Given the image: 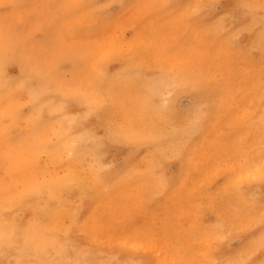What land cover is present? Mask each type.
<instances>
[{
    "label": "rangeland",
    "instance_id": "rangeland-1",
    "mask_svg": "<svg viewBox=\"0 0 264 264\" xmlns=\"http://www.w3.org/2000/svg\"><path fill=\"white\" fill-rule=\"evenodd\" d=\"M99 1L0 0V47L23 53L50 90L60 92V110L68 109L58 118L62 130L54 133L53 127L49 140L68 139L70 148L84 151L90 147L80 158L61 159L56 167L43 157L42 166L54 169L53 177L51 169L39 173L34 147L44 134L39 122L14 121L18 95L13 85L2 96L0 112V217L42 247L96 264H205L238 257L246 249L230 236L243 230L248 241L258 238L264 231L259 213L237 214L220 240L211 226L220 210L244 208L247 200L264 198V184L247 179L249 171L264 163L262 0ZM173 69L181 81L218 99L202 131L189 130L187 96L161 83ZM164 105L170 112L161 118ZM115 134L120 141L113 139ZM125 145L129 151L122 150ZM113 173L120 176L109 181ZM48 176L67 178L68 183L58 192L57 211L45 214L52 235L47 244L37 240L38 209L45 211L51 204L46 203L47 192L38 197L36 188ZM241 176L245 182L236 189L234 182ZM81 183L92 196L78 189ZM254 259L259 264L264 257Z\"/></svg>",
    "mask_w": 264,
    "mask_h": 264
},
{
    "label": "bare ground",
    "instance_id": "bare-ground-1",
    "mask_svg": "<svg viewBox=\"0 0 264 264\" xmlns=\"http://www.w3.org/2000/svg\"><path fill=\"white\" fill-rule=\"evenodd\" d=\"M99 1V0H98ZM122 1V0H121ZM209 1V0H208ZM220 1V0H219ZM226 1V0H225ZM99 2H101V1H99ZM103 2H105V0L103 1ZM112 2V1H111ZM110 4H112V3H110ZM109 4V5H110ZM208 4V3H207ZM206 4V5H207ZM209 5V4H208ZM85 6V5H84ZM103 6V5H102ZM101 6V7H102ZM108 6V5H107ZM256 6V5H255ZM80 10H82V8L80 9ZM111 10V9H110ZM151 10V9H150ZM105 11V10H104ZM108 11V10H107ZM200 11V10H199ZM83 12V11H82ZM86 12V11H85ZM110 12V11H109ZM108 12V13H109ZM84 13V12H83ZM91 13V12H90ZM249 13V12H248ZM159 15V14H158ZM198 15V14H197ZM144 16H146V15H144ZM143 16V17H144ZM264 16V15H263ZM207 17V16H206ZM196 20V19H195ZM228 20V19H227ZM194 21V20H193ZM189 22V21H188ZM235 22V21H234ZM194 24V23H193ZM231 24V23H230ZM261 26V25H260ZM201 32V31H200ZM208 34V33H207ZM243 34V33H242ZM150 36V35H149ZM148 36V37H149ZM177 36V35H176ZM145 37V36H144ZM146 38V37H145ZM205 38V37H204ZM199 40V39H198ZM238 40V39H237ZM205 42V41H204ZM206 45H207V43H206ZM219 45V44H218ZM249 45V44H248ZM7 47L10 49V47L9 46H7V45H3L2 47H0V112L2 111V110H4V108L2 107V102H4V100L2 99V96L4 95V94H6L7 93V91L8 92H11V87L13 86V85H16V87H17V93H16V95H18V98H17V103H16V108L13 110V114L12 115H14L15 116V118H14V121L15 122H18L20 119H25L26 121H28V122H39L40 123V125H41V128H42V132H43V138L41 139V141H39V142H37L36 144H35V152H36V156H37V158L39 159V165H37V171L39 172V173H42V172H44L43 170L45 169L43 166H42V163H41V160H42V158L44 157V158H46V160H48L49 162H51V163H54V165L56 164V163H58L59 161H62L61 159H67V160H69V161H72L73 159H76V158H80L82 155H84L86 152H87V147H89V146H87L86 145V150L84 151V149L81 147V146H78V145H75V146H78V149H79V147H81L82 149H75V147L74 146H72V148H70V145H69V140L67 139L66 141H61V140H58V141H56V142H54V143H52V141H50L49 140V138H48V132L51 130V129H54L53 127H55V126H57V130H54V133H56L55 131H58L59 132V130H62V129H59L58 130V128L60 127L59 126V124H58V118H59V115L60 114H65V112H66V110H68L67 108L65 109V110H60V106L61 105H63V103L61 104V103H59L62 99H63V97L60 95V92L58 93L56 90L55 91H51L50 90V88H49V83H48V81L45 79V76L42 74V73H40V72H37V71H35V70H32L31 69V67H30V65H29V61L26 59V57L24 56V54L23 53H21V52H19V54L18 53H16L15 51H12L11 49V51H9L8 49H7ZM260 49V48H259ZM216 50V49H215ZM129 51V50H128ZM147 51V50H146ZM232 52V51H231ZM142 53H144V52H142ZM148 55H149V53H148ZM154 56V55H153ZM90 58V57H89ZM85 59V58H84ZM239 59V58H238ZM161 60V59H160ZM102 61V60H101ZM105 61H107V60H105ZM154 61V60H153ZM88 62H90L89 60H88ZM87 62V63H88ZM99 62V61H98ZM79 63V62H78ZM91 63V62H90ZM165 63H166V61H165ZM89 64V63H88ZM167 64V63H166ZM226 64V63H225ZM79 65H81V64H79ZM78 64H77V67L79 66ZM95 65V64H94ZM97 66H98V64H96ZM67 66V65H66ZM65 66V67H66ZM105 67V66H104ZM137 67V66H136ZM175 67V66H174ZM206 67V66H205ZM64 68V67H63ZM75 68V67H74ZM86 68V67H85ZM87 68H90L89 66L87 67ZM86 68V69H87ZM93 68H97L96 66L95 67H93ZM101 68H103V67H101ZM100 68V69H101ZM12 69H15V72H13V70ZM86 69H83L82 70V72L83 71H86ZM118 69V68H117ZM149 69V68H148ZM153 69V68H152ZM88 71V70H87ZM93 71V70H92ZM98 71H99V69H98ZM104 71V70H103ZM103 71H101V72H103ZM164 71V70H163ZM88 72H91V69H90V71H88ZM88 72H86V73H88ZM93 72H95V70L93 71ZM85 72H84V76H85V74H86ZM96 73V72H95ZM82 75H83V73H81ZM91 74L92 73H90V75L89 76H91ZM118 73H116V75H117ZM82 75H81V77H82ZM93 75V74H92ZM98 75V74H97ZM115 75V76H116ZM219 75H220V73H219ZM78 75H76V78H78L77 77ZM105 76V75H104ZM222 76V75H221ZM75 77V76H74ZM153 77V76H152ZM75 78V80H78V79H76ZM83 78V77H82ZM115 78V77H114ZM216 78V77H215ZM223 78V77H222ZM259 78V77H258ZM83 79H87V78H83ZM82 79V80H83ZM112 79V78H111ZM116 79H117V77H116ZM116 79H115V81H116ZM146 79V78H145ZM214 79V78H213ZM113 80V79H112ZM141 80V79H140ZM79 81H81V80H79ZM144 81V80H143ZM215 81H217V80H215ZM226 81V80H225ZM76 82V81H75ZM110 82V81H109ZM117 82V81H116ZM115 82V83H116ZM139 82V81H138ZM74 82H72V84H73ZM112 83H113V81H112ZM114 83V84H115ZM118 84H119V82H117ZM144 83H145V81H144ZM195 83V82H194ZM113 84V85H114ZM118 84H117V86H114V88H117L118 87ZM140 85V84H139ZM78 86H79V84H78ZM122 86V85H121ZM81 87V86H80ZM112 87V86H111ZM110 87V88H111ZM136 87V86H135ZM214 88V87H213ZM76 89V88H75ZM79 90H80V88H78ZM77 89V90H78ZM101 89V88H100ZM137 89V88H136ZM76 90V91H77ZM116 90V89H115ZM115 90H113V91H115ZM173 91V90H172ZM78 93V92H77ZM76 93V94H77ZM80 93V92H79ZM78 93V94H79ZM173 93H174V91H173ZM172 93V94H173ZM75 94V95H76ZM82 93H80V95H81ZM169 94V93H168ZM224 94V93H223ZM80 95H79V97H80ZM83 95V94H82ZM116 95V94H115ZM124 95V94H123ZM112 96V95H111ZM171 96V95H170ZM76 97H77V95H76ZM82 97V96H81ZM86 97V96H85ZM85 97H83L84 99H85ZM175 98V96H171V98ZM178 97V96H177ZM176 97V98H177ZM86 98H88V97H86ZM114 98V97H113ZM188 98V97H187ZM81 98H79V100H80ZM89 99V98H88ZM83 100V99H82ZM82 100H80V103H81V101ZM169 100H170V97H169ZM174 100V99H173ZM89 101V100H88ZM91 101V100H90ZM165 101H167V100H165ZM175 101V100H174ZM86 102H87V100H86ZM171 102V101H170ZM93 103V102H92ZM110 103V102H109ZM85 104V103H84ZM89 104L90 103H88V109L90 110V111H95V109H93V108H91L90 106H93V104H90V106H89ZM166 104V103H165ZM170 104V103H169ZM66 105V104H65ZM74 105H76L77 106V104H74ZM81 105V104H80ZM80 105H78L79 107H80ZM82 105H83V103H82ZM165 106V105H164ZM169 106V105H168ZM68 107V106H67ZM73 107V106H72ZM75 107V106H74ZM78 107V108H79ZM171 107V106H170ZM172 107H173V105H172ZM175 107V106H174ZM71 108V107H70ZM93 109V110H92ZM110 110H111V108H109ZM108 109V110H109ZM174 109V108H173ZM141 110V109H140ZM159 110V109H158ZM168 110V109H167ZM175 110V109H174ZM113 111H115V110H113ZM139 111V110H138ZM160 111V110H159ZM165 111V110H164ZM164 111H162V112H164ZM169 111V110H168ZM21 112H24L23 114H21ZM69 112V111H68ZM72 112V111H71ZM89 112V111H88ZM99 112V111H98ZM111 112V111H110ZM170 112V111H169ZM168 112V113H169ZM109 113V112H108ZM112 113V112H111ZM111 113H109V114H111ZM160 113V112H159ZM175 113V112H174ZM170 114V113H169ZM173 114V113H172ZM74 115V114H73ZM99 115V114H98ZM168 115V114H167ZM174 115V114H173ZM76 116V115H75ZM78 116V115H77ZM114 116V115H113ZM79 117V116H78ZM76 118L77 117H75L74 119L76 120ZM79 119V118H78ZM81 119H82V117H81ZM84 119V118H83ZM82 119V120H83ZM111 119V118H110ZM95 120V119H94ZM107 120V119H106ZM74 121V120H73ZM80 121V120H79ZM111 121H113V120H111ZM116 121V120H115ZM78 122V121H77ZM76 122V123H77ZM81 122V124H82V121H80ZM80 122H78V123H80ZM114 122V121H113ZM67 123L69 124V126H71V125H73V123H71V121H67ZM86 123V122H85ZM115 123V122H114ZM226 123V122H225ZM67 125V124H66ZM86 125V124H85ZM59 126V127H58ZM80 126V125H79ZM106 126V125H105ZM110 126V125H109ZM189 126V125H188ZM74 127H75V122H74ZM86 127V126H85ZM85 127H83L82 129H84ZM167 127V126H166ZM63 128H64V126H63ZM70 128V127H69ZM68 127L66 128V133H69V132H67V129H69ZM73 128V127H72ZM72 128H71V130H72ZM87 129H88V127H86ZM85 128V129H86ZM185 128V127H184ZM183 128V129H184ZM55 129H56V127H55ZM84 129V130H85ZM78 130V129H77ZM108 130V129H107ZM110 130H112V128H110L109 127V132H110ZM83 131V130H82ZM86 131H88V130H85V132ZM89 131H90V129H89ZM51 132H52V130H51ZM84 132V134H86ZM261 132V131H260ZM65 133V132H64ZM73 132H71V134H72ZM83 133V132H82ZM113 133V132H112ZM186 133V132H185ZM54 135V134H53ZM58 135V134H57ZM78 135H81V134H78ZM83 135V134H82ZM81 135V136H82ZM111 135V134H110ZM116 136H114V140H116V141H120V138L117 136V134H115ZM51 136V135H50ZM54 136H56V135H54ZM54 136H52V137H54ZM62 136V135H61ZM71 136V135H70ZM72 136H74V134H72ZM77 136V135H76ZM84 136V135H83ZM189 136H191V135H189ZM78 137V136H77ZM128 137V136H127ZM59 138V137H58ZM57 138V139H58ZM61 138V137H60ZM71 138H73V137H71ZM76 138V137H75ZM188 138V137H187ZM123 139V138H122ZM121 139V140H122ZM195 139V138H194ZM56 140V139H55ZM65 140V139H64ZM71 140V139H70ZM83 139L81 138V141H82ZM168 140V139H167ZM84 141V140H83ZM123 141H125V139L123 140ZM184 141V140H183ZM79 142V141H78ZM128 142V141H127ZM130 142V141H129ZM80 143V142H79ZM125 143V142H124ZM135 143V142H134ZM75 144V143H74ZM77 144V143H76ZM84 144V143H83ZM136 144V143H135ZM98 146V144L96 145V147ZM130 146V145H129ZM74 147V148H73ZM83 147H85V145L83 146ZM92 147V146H91ZM90 148V147H89ZM68 149V150H67ZM70 149V150H69ZM93 149V148H92ZM130 149H131V146H130ZM249 149V148H248ZM122 150L123 151H129V147H127L126 145L125 146H123L122 147ZM73 151H75V153H77L76 154V156H75V154H74V152ZM89 151V150H88ZM95 151V150H94ZM131 152V151H130ZM129 152V153H130ZM133 153L134 152H132V155H133ZM121 154V153H120ZM237 154V153H236ZM129 155V159L131 158L130 156H132V155H130V154H128ZM143 155V154H142ZM86 157H88V156H86ZM123 157V156H122ZM64 160V161H65ZM66 160V161H67ZM127 160V159H126ZM244 160V159H243ZM261 161V160H260ZM263 161V160H262ZM61 163V162H60ZM73 163V162H72ZM128 163V162H127ZM127 163H125V164H127ZM170 163V162H169ZM70 164V163H69ZM84 164V163H83ZM124 164V165H125ZM49 165V164H48ZM50 165H52V164H50ZM59 165V164H58ZM68 165V164H67ZM79 166V165H78ZM53 167H56V165L55 166H53ZM257 167V166H256ZM149 168V167H148ZM47 169H51V168H47ZM47 169H45V170H47ZM92 169V168H91ZM52 170H54V169H51L50 171H51V174H49V176L52 178L53 176H51V175H53V173H52ZM63 170V169H62ZM107 171L109 170V169H106ZM105 170V171H106ZM134 170V169H133ZM96 171V170H95ZM118 171V170H117ZM116 171V172H117ZM160 171V170H159ZM158 171V172H159ZM104 172V171H103ZM110 172V171H109ZM119 172V171H118ZM120 172H121V170H120ZM129 172V171H128ZM151 172V171H150ZM153 172H154V170H153ZM194 172V171H193ZM47 173H49V172H47ZM70 173V172H69ZM68 173V174H69ZM104 173H106V172H104ZM152 173V172H151ZM161 173V172H160ZM101 174H103V173H101ZM122 174H125V173H122ZM126 175V174H125ZM248 175V174H247ZM47 176V175H46ZM48 176V177H49ZM55 176V175H54ZM69 176V175H68ZM102 176H105L104 174L102 175ZM102 176H100V177H102ZM118 176H120L119 175V173H116L115 175H114V173L113 174H109V177L110 178H112V177H114V178H116V177H118ZM122 176V175H121ZM240 176V175H239ZM50 177H49V179L47 180H45V181H41V180H43V179H41L37 184V195H38V197H40V193L41 192H47V194H48V196H47V198H48V202H46L48 205H50L51 204V206L50 207H48L45 211H40V209H38V212H39V215H38V225H39V238L37 239V240H39L41 243H43L45 240H47V239H49V237H52V235L50 236V234H49V230H48V226H50V223H49V220H48V217H45V214H50V213H52L54 210H56L57 211V209H56V207L60 204V201H59V196H58V192L60 191V190H63L64 189V187H66V186H64V184H67L68 183V180H67V178L66 179H59V177L57 178V177H54L53 179H50ZM66 177V176H65ZM64 177V178H65ZM100 177H98L99 179H101ZM160 177V176H159ZM172 177V176H171ZM177 177V176H176ZM248 177V176H247ZM47 178V177H46ZM105 178V177H104ZM107 179H108V177H106ZM105 178V179H106ZM114 178H112V179H110L109 181H112ZM122 178V177H121ZM129 178H130V176H129ZM59 179V180H58ZM106 179V180H107ZM239 179V178H238ZM61 180V181H60ZM106 180H105V183H106ZM123 180V179H122ZM98 181V180H97ZM102 182H103V178H102ZM83 183V182H82ZM80 184V185H78L77 187H78V189L83 193V194H85V195H88V196H92L93 195V192L91 191V190H89V189H87V188H84V186L85 185H83V184ZM87 183V182H86ZM109 183V182H108ZM159 183H160V180H159ZM165 183H166V181H165ZM168 183V182H167ZM97 184H99V182L97 183ZM101 184V183H100ZM69 185V184H68ZM108 185V184H107ZM106 185V186H107ZM118 185H119V182H118ZM171 184H169V186H170ZM110 186H112L111 185V183H110V185H109V187ZM114 186V185H113ZM112 186V187H113ZM163 186V185H162ZM261 186V185H260ZM76 187V188H77ZM141 187V186H140ZM157 187V186H156ZM164 187V186H163ZM158 188V187H157ZM159 188H161V187H159ZM74 189V188H73ZM73 189H71V190H73ZM106 189H108V188H106ZM136 189V188H135ZM140 189V188H139ZM162 189V188H161ZM235 189V188H234ZM157 190V189H156ZM160 190V189H159ZM158 190V191H159ZM80 192V193H81ZM106 192H107V194L109 193V191L108 190H106ZM160 192V191H159ZM156 195V194H155ZM31 200V199H30ZM35 201H37V199H35ZM39 201V200H38ZM37 201V202H38ZM50 203V204H49ZM91 203V202H90ZM40 205V204H39ZM44 205V204H43ZM63 205V204H62ZM75 205V204H74ZM53 206V207H52ZM136 206V205H135ZM39 207V206H38ZM42 207V206H41ZM45 207V206H44ZM75 207V206H74ZM60 209V208H59ZM115 209V208H114ZM130 209H132V208H130ZM37 211V210H36ZM71 211V210H70ZM101 211H103V210H101ZM141 211V210H140ZM37 212V213H38ZM127 212V211H126ZM129 212V211H128ZM73 213H75V212H73ZM99 213V212H98ZM246 214V213H245ZM70 215V214H69ZM128 215V214H127ZM51 216H52V214H51ZM87 216V215H86ZM200 216V215H199ZM73 217V216H72ZM123 217H125V215H123ZM123 220V219H122ZM37 221V220H36ZM52 221V220H51ZM86 222V221H85ZM89 222V221H88ZM92 222V221H91ZM201 222V221H200ZM128 223V222H127ZM189 224L191 225V222H189ZM261 224V223H260ZM90 226V225H89ZM194 226V225H193ZM69 229V228H68ZM93 229V228H92ZM70 230V229H69ZM136 231V230H135ZM52 233V232H51ZM67 233V232H66ZM88 233V232H87ZM93 233V232H92ZM191 233H193V232H191ZM207 233V232H206ZM89 234H91V233H89ZM94 234H95V232H94ZM232 234V233H231ZM37 235V234H36ZM134 235V234H133ZM92 236V235H91ZM90 236V237H91ZM35 237V238H36ZM94 237V235L90 238V239H92ZM231 237V236H230ZM129 238V237H128ZM94 239V238H93ZM124 240V239H123ZM139 240V239H138ZM47 241H50V240H47ZM127 241V240H126ZM140 241V240H139ZM36 242H38V241H36ZM46 242V241H45ZM123 242V241H122ZM132 242H133V240H132ZM132 242L130 243V244H132ZM47 243V242H46ZM117 243V242H116ZM128 243H129V241H128ZM134 243V242H133ZM39 244V243H38ZM48 244V243H47ZM130 244H128V245H130ZM140 244H142V243H139V245ZM42 245V244H41ZM40 245V246H41ZM65 245V244H64ZM138 245V244H137ZM137 245H135V244H133V245H130V246H136L137 247ZM143 245V244H142ZM71 247V246H70ZM144 247V246H143ZM108 251V250H107ZM61 252V251H60ZM162 252H164V250L162 251ZM70 253V252H69ZM87 253V252H86ZM161 253V252H160ZM159 253V254H160ZM162 254H167L166 252H164V253H162ZM161 254V255H162ZM203 254V253H202ZM156 255V254H155ZM160 255V256H161ZM183 256H184V254H182ZM181 255V256H182ZM166 257H167V255H165ZM79 256H77V258H78ZM164 257V256H163ZM177 258L179 257V256H176ZM172 258H174V256L172 255ZM180 258V257H179ZM178 258V259H179ZM109 259V258H108ZM116 260V259H115ZM155 260H156V257H155ZM108 263V262H107ZM123 263V262H122Z\"/></svg>",
    "mask_w": 264,
    "mask_h": 264
},
{
    "label": "snow or ice",
    "instance_id": "snow-or-ice-1",
    "mask_svg": "<svg viewBox=\"0 0 264 264\" xmlns=\"http://www.w3.org/2000/svg\"><path fill=\"white\" fill-rule=\"evenodd\" d=\"M244 7L249 5L245 4ZM261 8L264 9V0H262ZM107 7V5L103 6ZM197 8L200 6L197 5ZM210 8H215L216 5H209ZM70 31L75 36L77 34L76 28L73 27ZM116 42L115 40L113 41ZM262 44H264V37H262ZM264 71V70H262ZM212 82V77H210V83ZM163 85H166L170 89H174L178 94L185 95L188 97L187 100V115L186 119L189 124V130L193 133L202 131L205 126L212 120L218 99L214 96L203 95L204 89L201 87L191 86L184 81L179 79V73L177 70H169L166 78L161 81ZM219 83V81H217ZM262 87H264V81H262ZM264 99V97H262ZM100 101H96V105H100ZM161 118L167 117V107L165 106V111L160 113ZM261 157L264 159V137H262L261 142ZM248 181L258 180L261 184H264V163L253 171H249ZM245 182V177L241 176L239 180L234 182V187L240 189L243 187ZM241 212L244 213H259L260 223L262 229H264V198H261L259 202L255 199H250L245 202L244 208L229 209L224 208L220 210L217 214V220L214 225L211 226L212 230L216 233L217 240L222 239L221 233L227 232L229 226L235 216ZM231 239L235 240L236 244L245 248L246 250L241 252L238 257H226L223 259H213L205 262V264H257V260L254 257L260 256L264 257V231L258 238L248 241L245 231L235 232L232 234ZM209 255H215V252L209 253ZM259 264H264V259L259 260Z\"/></svg>",
    "mask_w": 264,
    "mask_h": 264
},
{
    "label": "clouds",
    "instance_id": "clouds-1",
    "mask_svg": "<svg viewBox=\"0 0 264 264\" xmlns=\"http://www.w3.org/2000/svg\"><path fill=\"white\" fill-rule=\"evenodd\" d=\"M66 255L34 243L24 230L0 217V264H96Z\"/></svg>",
    "mask_w": 264,
    "mask_h": 264
}]
</instances>
